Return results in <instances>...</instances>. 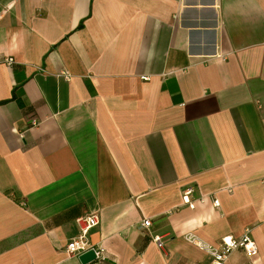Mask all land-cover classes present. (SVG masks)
I'll return each instance as SVG.
<instances>
[{
    "label": "crops",
    "instance_id": "0c3cea01",
    "mask_svg": "<svg viewBox=\"0 0 264 264\" xmlns=\"http://www.w3.org/2000/svg\"><path fill=\"white\" fill-rule=\"evenodd\" d=\"M90 214L89 264H264V0H0V264Z\"/></svg>",
    "mask_w": 264,
    "mask_h": 264
},
{
    "label": "built area",
    "instance_id": "2783aa9c",
    "mask_svg": "<svg viewBox=\"0 0 264 264\" xmlns=\"http://www.w3.org/2000/svg\"><path fill=\"white\" fill-rule=\"evenodd\" d=\"M13 61H14L13 58L5 59V62L8 64H12ZM38 124H39L38 119L32 118L30 120V126L33 127V126H37ZM21 136L23 137L22 134ZM191 193H192V188L185 189L183 193V199H184V203L188 204L190 208L194 209L198 202H204L206 198L200 197V198L192 199L190 197ZM213 205L215 207L220 206V201L217 197H214ZM99 222H100V217L97 214H90L78 218L79 233L77 234V236L72 238L67 245V252L69 253V255L80 257L82 254L93 250L96 255L95 261L102 263L107 259L106 249L102 245L93 243L89 238L90 230L94 226L98 225ZM141 225L143 227L148 228L151 225V219L149 218L143 219ZM188 239L212 255L213 261L211 264H225L231 252L237 248L245 249L249 256L256 255L258 250L256 242L251 238L249 233L244 234L242 237L238 239H234L232 237H225L222 239L220 246L217 248L204 245L193 236L189 237ZM153 241L157 244L158 247L163 246L161 237L155 236ZM199 264H204V263H199Z\"/></svg>",
    "mask_w": 264,
    "mask_h": 264
},
{
    "label": "water",
    "instance_id": "95a60500",
    "mask_svg": "<svg viewBox=\"0 0 264 264\" xmlns=\"http://www.w3.org/2000/svg\"><path fill=\"white\" fill-rule=\"evenodd\" d=\"M79 259L81 260V262L83 264H89L92 263L96 260V255L95 252L93 250L86 252L84 254H82Z\"/></svg>",
    "mask_w": 264,
    "mask_h": 264
}]
</instances>
